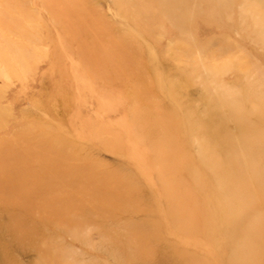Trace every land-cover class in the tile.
<instances>
[{"label":"rangeland","instance_id":"rangeland-1","mask_svg":"<svg viewBox=\"0 0 264 264\" xmlns=\"http://www.w3.org/2000/svg\"><path fill=\"white\" fill-rule=\"evenodd\" d=\"M0 264H264V0H0Z\"/></svg>","mask_w":264,"mask_h":264}]
</instances>
